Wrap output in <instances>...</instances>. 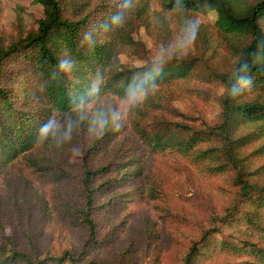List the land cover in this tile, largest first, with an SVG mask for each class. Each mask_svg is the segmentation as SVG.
<instances>
[{
	"label": "trees",
	"instance_id": "trees-1",
	"mask_svg": "<svg viewBox=\"0 0 264 264\" xmlns=\"http://www.w3.org/2000/svg\"><path fill=\"white\" fill-rule=\"evenodd\" d=\"M92 1L32 0L43 10V16L35 21V28L15 40L0 41V170L33 149L51 147L35 143L36 130L49 114L67 117L72 97L90 99L85 93L93 82L98 83L101 92L97 99L109 95L120 98L134 73L143 75L151 68L150 59L139 66H129L119 59V54L127 47L134 49L137 45L130 36L131 31L135 27L150 26L152 19L147 14L150 0H129V7L123 11V23L94 31L96 44L90 48L80 44L83 31L108 23V18L119 12L124 3V0ZM157 3L168 13H180L182 27L199 24L197 36L204 48H215L216 29L223 38L226 36L232 49L230 66L210 74L223 87L219 98L220 120L216 125L193 129L185 122L151 117L162 107L163 96L156 97V91L130 117L132 130L143 150L189 160L212 175L231 169L236 171L234 182L238 192L235 196H241V200L234 196L232 204L214 217L215 224L221 222L230 230L233 240L216 238L213 235L219 231L216 226L202 230L195 239L189 240L179 264H199L202 256L217 248L236 256L237 261L228 264H264V247L250 240L254 236L252 230L264 231V186L249 178L255 172L250 169V161L264 154V0L251 3L243 0H157ZM210 10L216 12L213 27L192 19L186 21L192 12ZM148 32L155 42L168 43V49L175 46L168 30L157 39L155 33ZM64 56L75 61L74 69L70 74L54 76L56 61ZM17 65L20 66L18 74L11 76L13 69L8 67ZM197 66L192 58L173 59L159 75H149L155 77L158 87L167 88L173 82L189 81ZM242 78L248 83L240 85ZM234 85L240 88L238 95L231 92ZM249 145L254 148L246 153ZM92 147L94 145L87 151H80L83 171L77 184L82 205L66 212L72 224L88 230L89 239L97 233L93 211L104 208L108 201L118 196L117 188L123 180L141 175V168L127 172V163H107L92 169L87 157ZM59 170L58 177L64 179L66 171ZM255 170L263 171L264 162ZM102 173H107L108 177L96 183L95 176ZM153 179L148 195L170 200L172 197L162 182ZM102 192L111 196L97 203ZM12 245L9 238L6 244L0 243V264H94L67 249L59 254L41 256Z\"/></svg>",
	"mask_w": 264,
	"mask_h": 264
},
{
	"label": "rangeland",
	"instance_id": "rangeland-1",
	"mask_svg": "<svg viewBox=\"0 0 264 264\" xmlns=\"http://www.w3.org/2000/svg\"><path fill=\"white\" fill-rule=\"evenodd\" d=\"M243 1L251 3L255 0ZM147 14L152 19L150 26L135 27L130 33L137 41L136 47H127L119 54L124 64L139 66L154 53L167 59L187 38L183 31L185 26L179 23L180 13H168L157 0H150ZM42 16V7L32 0H0V41L9 42L25 35L35 28V21ZM187 16L186 21L192 19L210 27L216 20L214 10L192 12ZM166 30L175 43L171 49H168V43L155 42L148 32L155 33L157 39ZM213 38L215 48L206 49L197 36L194 47L184 57L192 58L198 64L192 78L173 82L167 88L158 87L156 97L163 96L162 107L151 117L185 122L193 129H206L219 122V98L223 87L210 74L230 66L232 49L226 36L223 38L216 29ZM19 67H8L13 69L11 76L18 74ZM119 99L113 95L102 96L95 103L98 107L109 108ZM74 142L78 151L59 150L54 145L33 149L0 170V243L6 244L9 238L12 246L41 256L59 254L67 249L94 264H179L189 240L195 239L202 230L216 226L219 229L213 233L216 238L233 240L230 230L221 222L215 224L214 217L232 204L238 192L234 169L212 175L189 160L174 159L168 153H149L138 143L130 119L120 132L110 133L102 140L93 141L82 133ZM91 145L94 147L88 150L87 157L92 169L114 162L127 163V172L141 168L140 176L127 177L121 182L115 199L93 211L97 229L93 239L88 238L85 227L72 224L66 215L67 210L82 205L77 184L83 171L80 151H87ZM253 148L249 145L245 152ZM263 162L264 154L250 161V169L255 171L249 176L250 181L260 186H264V170L257 172L255 169ZM59 169L66 171L64 179L58 177ZM106 177L107 173L99 174L95 176V182ZM152 178L162 182L172 197L170 200L148 195ZM109 196L100 193L97 203ZM235 198L241 200L239 195ZM251 233L254 236L250 240L254 239L264 247V231L252 230ZM227 254L217 248L202 256L199 264L237 261L236 256Z\"/></svg>",
	"mask_w": 264,
	"mask_h": 264
},
{
	"label": "clouds",
	"instance_id": "clouds-1",
	"mask_svg": "<svg viewBox=\"0 0 264 264\" xmlns=\"http://www.w3.org/2000/svg\"><path fill=\"white\" fill-rule=\"evenodd\" d=\"M129 7V0H124L120 5V11L113 13L108 18V23H102L98 27H88L83 31L80 44H87L90 48L95 47L96 40L93 39V32L107 30L109 25L118 26L123 23V11ZM183 31L187 38L178 47L175 53L167 59H162L155 53L150 59L151 68L143 75L133 74L127 82L124 93L119 101L109 108L98 107L95 100L101 95L99 85L93 82L92 87L85 93L91 98L85 100L81 97H72L69 100L70 109L67 117H59L49 114L48 118L36 130L35 143L41 147L54 145L59 150L65 148L71 151H78V145L74 142L76 137L83 133L93 141L102 140L110 133L120 132L128 123L130 114L140 110L155 94L158 84L154 76L159 75L166 64L173 59L182 60L188 55L189 50L194 47L199 32V24H188ZM75 66V61L64 56L56 61L54 76L70 74ZM248 83L243 78L240 85ZM240 88L233 86L231 92L238 95Z\"/></svg>",
	"mask_w": 264,
	"mask_h": 264
}]
</instances>
